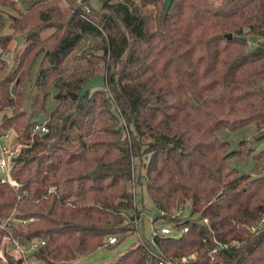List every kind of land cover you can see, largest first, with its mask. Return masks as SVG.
Instances as JSON below:
<instances>
[{
    "label": "trees",
    "instance_id": "1",
    "mask_svg": "<svg viewBox=\"0 0 264 264\" xmlns=\"http://www.w3.org/2000/svg\"><path fill=\"white\" fill-rule=\"evenodd\" d=\"M22 1L29 6L10 15L9 27L27 43L15 48L9 70L0 66V107H14L1 128L21 140L11 166L21 183L0 182V224L7 220L23 243L44 239L33 255L45 263H71L109 235L136 229L143 211L134 158L146 155L138 184L159 209L153 221L189 229L179 237L158 232L155 242L131 244L99 264H157L151 249L167 257L195 252L188 264H264V173L239 172L230 162L239 149L220 135L255 123L253 136L264 138V0H172L167 11L160 0H100L98 8L89 0ZM8 5L19 11L15 0H0V15ZM16 35L0 34V46L8 49ZM77 47L87 63L63 75ZM100 63L106 84L79 98ZM32 73L43 91L24 107L22 81ZM52 85L59 103L39 134L34 118ZM188 199L210 227L161 214ZM215 239L234 244L211 252ZM3 245L0 264H25Z\"/></svg>",
    "mask_w": 264,
    "mask_h": 264
},
{
    "label": "rangeland",
    "instance_id": "2",
    "mask_svg": "<svg viewBox=\"0 0 264 264\" xmlns=\"http://www.w3.org/2000/svg\"><path fill=\"white\" fill-rule=\"evenodd\" d=\"M89 1L93 7L98 8L101 5L100 0H89ZM60 4L65 6L68 5L63 3L61 0H60ZM158 4L163 6V0H160ZM26 5L27 4L24 3L22 0H18L16 1V6L19 11L14 9L11 5L2 8L4 13L0 15V34H6V35L9 33L14 35L19 34L18 32L20 31H14L11 27H9V21L11 19L10 15H19V13L24 12L26 8L29 6V4L27 6ZM52 30L53 28L45 29L44 31H42V34H47ZM26 43L27 42H25L23 38L21 43L17 45L15 42V38L13 37L9 41V45L7 47L8 49H3V47L0 46V58L2 59V61H0V66L2 65L4 66L1 72L9 70L11 66L14 64V62H16L14 58L15 48L17 49L16 52H20V50L22 51ZM80 50H82V48L77 47L68 55L69 57L64 62L66 68L62 72L63 75H67L70 73V71L80 69V66L86 65L87 63L86 59H81L79 56L81 52ZM86 50L90 51V48L86 47ZM95 51H97V53H100L99 50L96 48H94V52ZM33 52H31V55L33 54ZM41 56L42 53L36 55V61L33 64L32 68H36L38 66L41 60ZM94 69L97 72V74L106 73L107 75V70H103L102 63H100V65L95 64ZM34 70L35 69L31 71L34 72ZM35 75L36 74L32 73L29 76L28 74L27 76H24V80L22 81V83L26 85L24 88L26 89L25 94H27L24 107H27L28 102L30 101L29 95L36 92L42 93L43 91V88H41L37 84ZM51 88L52 90L49 92L45 100L46 106L37 115V119L39 120H36L34 118V120L37 123L47 121L50 111H52L59 103V98L56 99L55 96L59 88H56L53 85L51 86ZM61 103H62L61 107H64L66 105L64 101H61ZM13 111H14V107L12 106L0 107V136H1L0 146L10 148L12 151H14V155H15L19 152L22 146L21 140L18 138L16 130H14L13 128L3 130L1 128V122H2L1 120L3 116L10 115ZM256 130H257L256 124L250 123V124H246V126L239 127L238 129L225 128L222 131H220V135L230 142L232 149H239L237 153L231 156L230 162L241 173H250L252 175L264 173V138L256 139L253 136ZM33 131L38 132L35 126L33 127ZM5 133L7 134V136H2ZM38 133L40 134L43 132L39 130ZM247 148L252 149L251 153H245V150H247ZM147 160H148V156L146 155H144L142 159H140V157L134 158V163H135L134 174H135L136 185H134V181H133V191L135 190V193L138 194V198H136L137 208L143 211L138 221V229L136 228L129 231L128 233L125 234V236L122 235L123 237L120 234H116V233L111 234V236L115 235L117 237L116 240L117 242L108 244L107 242V239L109 238L108 236L104 239L105 242L104 245L94 249V251L79 254V257H77V259L71 261V264H99L100 262L110 260V258L115 256L118 251L124 250L126 247H128L131 244L140 242L142 237L144 242H147L148 240L152 241L151 239L154 228H156V226L158 227L161 226V223L165 224L166 222H168L167 218L164 219L158 218L153 221V217L159 211V209H157L156 206L154 205L151 196L147 192L146 188H143L144 185H141L140 183L138 184L139 172H141L142 175L144 174L146 170ZM175 209L176 208H174L173 210ZM190 211L191 210L189 208V210H186L185 213L187 212L190 215H194L191 214ZM193 213H197V211H193ZM140 235L141 237H139ZM190 253L192 252H189L188 254L185 255L188 257ZM173 258L175 262H179L178 258L180 257L174 256ZM33 264H46V263L41 260H34Z\"/></svg>",
    "mask_w": 264,
    "mask_h": 264
},
{
    "label": "built area",
    "instance_id": "3",
    "mask_svg": "<svg viewBox=\"0 0 264 264\" xmlns=\"http://www.w3.org/2000/svg\"><path fill=\"white\" fill-rule=\"evenodd\" d=\"M15 1H18V0H15ZM61 1L65 4H68V0H61ZM85 8L88 9L87 6ZM35 128L37 130H40L41 132L47 130L48 129L47 121H43L41 123H36ZM2 136H7V134L5 133ZM13 154H14V151H12L10 148L0 146V182H8L13 186H19L21 182H19L15 177H13L12 173H11ZM175 208L176 209L172 210L171 213H168V212H165L164 210H161V214H164V215L170 214V216H176V217H179V219L189 217L192 219H196L199 223L206 224L208 227H210L211 222H210L208 216H202L201 217L199 212L193 213L190 200H186V202L176 206ZM189 208L191 210L190 213L194 214V215H190L187 212L185 213V211L189 210ZM160 218L164 219V217H160ZM139 219L140 218L136 217L134 220V225L137 229H138ZM259 221H260L259 222L260 225H264V212H263L262 216L260 217ZM0 226L5 230V232L2 235L0 232L1 245H2V247L0 248V257H2L4 260H6V254H5L4 247H3L4 246L3 244L6 243L9 246L11 251H13L15 253L17 252L20 254V256L22 257V260L24 261L25 264H33L34 260H40L33 255V251L38 246H40L41 244H44V242H45L44 239H41L40 237H33L27 243H23L22 241H20V239L17 235L15 236L13 234V229H11L10 224L7 220L3 221L0 224ZM188 227H189L188 224L180 226L176 221L171 220V221L166 222L165 224L161 223V226H159V227L156 226V228H154L153 234H156L159 232L163 235H169L171 237L172 236L173 237H179L185 231H187V229H189ZM255 227L256 226H254V225L251 226L252 229H255ZM139 237H141V235ZM116 240H117V237L115 235H112V236L109 235L107 242H108V244L109 243H115V242H117ZM151 240L153 242H155L153 240V236H152ZM141 241L144 242L143 237L141 238ZM215 243L216 244L213 246L211 252L218 251L219 249H222V248H228L232 244H234L233 241H223L220 239H215ZM151 253L154 254L155 256H157V255L159 256L157 264H188L196 256L195 252L190 253L191 255L189 254L188 257L186 255L176 256V257H180V258H178L179 262H175V260H173L174 256L167 257L165 255H160V253H158L152 249H151ZM41 261H43V260H41Z\"/></svg>",
    "mask_w": 264,
    "mask_h": 264
},
{
    "label": "water",
    "instance_id": "4",
    "mask_svg": "<svg viewBox=\"0 0 264 264\" xmlns=\"http://www.w3.org/2000/svg\"><path fill=\"white\" fill-rule=\"evenodd\" d=\"M172 0H163V6H165V10L167 11L169 9V5ZM229 36L231 35V32L227 33ZM23 39L22 35H16L15 42L17 45L21 43ZM106 84V73H98L92 77H90L80 88L79 90V98H82L89 90L96 86H104ZM65 264H71L70 262H66Z\"/></svg>",
    "mask_w": 264,
    "mask_h": 264
}]
</instances>
